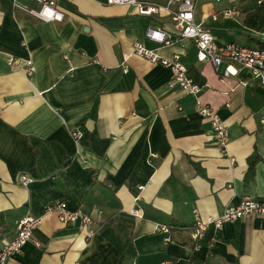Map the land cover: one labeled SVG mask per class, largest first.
<instances>
[{
    "label": "crops",
    "instance_id": "1",
    "mask_svg": "<svg viewBox=\"0 0 264 264\" xmlns=\"http://www.w3.org/2000/svg\"><path fill=\"white\" fill-rule=\"evenodd\" d=\"M54 1L60 22L29 14L36 0H0V248L21 218L42 217L8 264H264V215L197 240L191 232L196 216L264 200V86L236 64L224 76L226 62L197 61L168 0H140L161 6L149 15L106 0ZM200 1L195 19L217 44L264 45V28L242 23L246 1ZM147 28L172 38L159 53L179 56L197 95L169 88V68L131 55L134 41L156 46ZM198 104L227 127L225 152ZM57 201L91 221L62 224L46 210Z\"/></svg>",
    "mask_w": 264,
    "mask_h": 264
},
{
    "label": "built area",
    "instance_id": "2",
    "mask_svg": "<svg viewBox=\"0 0 264 264\" xmlns=\"http://www.w3.org/2000/svg\"><path fill=\"white\" fill-rule=\"evenodd\" d=\"M39 3L37 8L27 9V12L42 21H62L63 12L56 8L54 0H36ZM219 2L220 0H216ZM233 1V0H229ZM264 0H257L261 3ZM108 4L114 5H134L137 7L139 14L149 15L156 13L160 9V5L141 2L140 0H106ZM174 4L176 7L172 11V20L174 28L178 36L183 39L191 40L196 48V60L199 62H210L215 70L218 69L222 62H226L227 66L223 72L224 76L236 74L234 64L246 68L250 74L257 79L258 83L264 86V47H250L240 45L235 42L217 44L211 31L197 22L195 19V0H168V5ZM223 15L229 17L237 14L235 10H223ZM145 38L154 42L155 47L149 48L141 41L132 43L131 55L141 57L152 64H160L169 68L170 77L167 82L169 88H178L183 92L197 95L201 90V86L187 76V67L180 61L178 55L171 58L164 57L159 53V47L167 45L172 41L169 34L162 29L147 28L144 32ZM127 59V56H125ZM11 67H16L19 60L14 57L8 59ZM25 68L30 73V62H25ZM126 72V66H123ZM197 110L203 120L210 123L213 137L217 144L225 152L228 141L227 127L223 123L218 113L207 105L198 104ZM74 136H79V132H74ZM21 182L27 184L30 179L26 176L21 177ZM46 210L57 214L59 221L67 225L76 220H80L83 224L91 221L90 214L82 209L69 210L62 201L51 203ZM142 217V214H137ZM264 215V200L260 199H244L235 205L228 206L218 216H207L206 218L195 217L191 226L192 237L200 239L209 227L215 229L221 228L225 223L235 221L249 216ZM41 216L26 215L21 218L16 226L15 233L11 238L3 242L0 248V264H8L9 258L21 250L23 244L30 238L32 231L41 223ZM157 230L164 233L169 232V226L164 224L157 225ZM169 240V237H165Z\"/></svg>",
    "mask_w": 264,
    "mask_h": 264
},
{
    "label": "trees",
    "instance_id": "3",
    "mask_svg": "<svg viewBox=\"0 0 264 264\" xmlns=\"http://www.w3.org/2000/svg\"><path fill=\"white\" fill-rule=\"evenodd\" d=\"M246 3L242 6V12L245 13V17L242 21L243 25L254 32L260 31L264 28V1L257 3V0H242ZM264 47V45H261ZM258 156L253 154L249 157V171L254 169V165L258 160Z\"/></svg>",
    "mask_w": 264,
    "mask_h": 264
},
{
    "label": "rangeland",
    "instance_id": "4",
    "mask_svg": "<svg viewBox=\"0 0 264 264\" xmlns=\"http://www.w3.org/2000/svg\"><path fill=\"white\" fill-rule=\"evenodd\" d=\"M233 1H234V0H233ZM200 2H201V1L198 0V2H197V4H196V8H197V9H200ZM254 43H255V42H252L251 45H253ZM6 240H7V239H3L2 242L6 241Z\"/></svg>",
    "mask_w": 264,
    "mask_h": 264
}]
</instances>
